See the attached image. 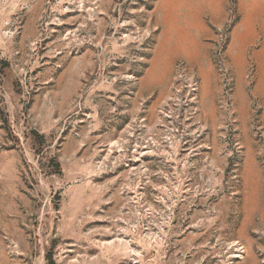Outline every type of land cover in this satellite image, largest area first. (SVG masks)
Here are the masks:
<instances>
[{"label": "rangeland", "instance_id": "374dc122", "mask_svg": "<svg viewBox=\"0 0 264 264\" xmlns=\"http://www.w3.org/2000/svg\"><path fill=\"white\" fill-rule=\"evenodd\" d=\"M0 264H264V0H0Z\"/></svg>", "mask_w": 264, "mask_h": 264}]
</instances>
